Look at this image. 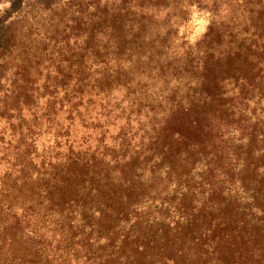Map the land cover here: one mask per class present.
<instances>
[{"label": "rangeland", "instance_id": "374dc122", "mask_svg": "<svg viewBox=\"0 0 264 264\" xmlns=\"http://www.w3.org/2000/svg\"><path fill=\"white\" fill-rule=\"evenodd\" d=\"M263 6L264 0L0 2V21L14 15L22 25L33 26L27 52L19 54L12 47L0 71L27 72L30 103L51 113L41 125L42 130L49 128L41 135L42 146L53 155L57 152L59 161L72 156L70 152L93 158L96 165L91 167L100 175L109 170L113 153L120 157L140 151L144 166L152 167L149 182L137 181L134 190H128L133 204H123L125 221L106 219L98 228L107 240L97 242L93 251L109 253L115 237L123 240L122 246H111L123 258L105 261L104 254L99 259L84 245L87 263L81 259L76 264H202L207 257L201 251L210 259L218 253L225 257L230 248L224 239L204 235L208 253L199 235L207 228L219 232L216 223L234 215L248 220L253 248L264 258V14L258 11ZM39 12L38 19L32 17ZM229 19L238 31L231 41L229 34L218 36ZM219 52L231 57V69L226 59L211 62L203 83L196 66ZM23 56L40 59L38 67L21 70ZM222 77L227 79L222 82ZM218 81L225 94H217ZM187 108L191 114L181 111L175 121L173 114ZM193 111L201 120L185 134L198 145L191 150L175 140L170 127L188 122ZM135 162V168H142ZM124 185L122 180L110 183L118 193L124 192ZM140 185L148 194L134 206ZM233 185L242 186L237 188L240 201L212 191ZM76 241L70 240L73 247ZM15 245L20 248L21 243ZM127 254L131 259H125ZM53 261L47 263L56 264Z\"/></svg>", "mask_w": 264, "mask_h": 264}, {"label": "trees", "instance_id": "16d2710c", "mask_svg": "<svg viewBox=\"0 0 264 264\" xmlns=\"http://www.w3.org/2000/svg\"><path fill=\"white\" fill-rule=\"evenodd\" d=\"M2 1L4 0H0ZM263 9L264 6L258 11L264 14ZM40 15L39 12L37 16L32 15V17L38 19ZM21 22L22 20L14 15H8L0 21V67H2V61L8 63V57L13 53L12 47L15 46L19 54H25L29 49V42L33 39V26H24ZM230 22L229 19L220 31L218 28L220 39L226 33L230 35L229 41L234 40V35L238 31H234V25L231 26ZM246 30L247 28H244V32ZM213 31L214 29L211 30ZM233 43L228 44L232 46ZM221 54L219 52L216 57L209 54L203 64L196 66L198 69L195 71L200 73L203 83H206L203 77L207 78L211 62L218 64L226 59L228 64L226 67L231 69V64L229 65L231 57L228 55L224 57ZM26 57H20V61L22 59L24 62V65L20 67L21 70L28 69L29 66L38 67L40 59ZM24 73L27 72L21 73L22 75H7L0 71V264H48L51 259H54L53 262L56 264H76L81 259L87 263L84 245H89V251L92 249L91 252L97 254L99 259L104 254L105 261L107 258H112L113 262L117 263L123 255L119 253V250L113 251V248L122 246L123 240L112 237L111 245L114 247L110 245L109 253H105L106 249L101 253H95L93 251L95 244L100 240H107L105 236L99 235L98 228L106 219H109L110 223H112L111 218L125 221L124 217L127 216L125 213L128 214V211L123 208V204L126 203L128 206L133 204V201L128 200V190H134L133 187L137 186L136 183L138 184L140 180L149 182L152 178V167L147 170L148 168L144 166L146 161L141 157L140 151H134L129 155L124 153L120 157L113 153L116 157L104 175L92 169L91 164L96 165V162L92 161L93 158L87 160L79 153L70 152L72 156L59 161L57 152L53 155L42 146L44 138H41V135L49 128L42 130L41 125L49 121L48 117L52 115L32 105L35 101L30 103V90L25 89L29 79L28 76H24ZM3 79L5 80L2 81ZM226 79L227 77H222L221 81L224 82ZM5 81H13V84L4 85L2 82ZM19 83L25 84L21 86ZM217 83L220 85L217 87L219 89L217 94H225L226 90L221 83L219 81ZM44 86L47 87V85ZM183 98L187 103L186 96ZM209 98L210 93L205 96L206 100ZM181 111L191 114L188 108L179 110L175 116L173 114L175 121L178 120ZM192 116L193 118L188 122H180L170 127V133L187 149L194 150L198 145L190 143L185 134L192 131L196 123H199L198 119H201L198 111H193ZM166 122L164 121L162 126ZM202 131H206L205 128ZM196 134L200 136L199 132ZM183 139L185 143L182 142ZM158 140L157 136L155 141ZM200 141L204 143L203 138H200ZM103 158H106L105 154ZM126 160L128 163L118 167V164ZM135 160H139L142 168L134 167ZM128 165L129 168L126 169ZM133 177L137 179L130 184ZM102 179L105 180L103 184ZM114 179L125 183V193L122 191L118 193L111 189L110 183ZM117 186L121 187V184ZM141 187L142 185L138 186L139 190L145 188V186ZM238 187L242 186L233 185L228 186L227 189L220 188L212 191L216 195H221L223 192L230 193V199L240 201ZM113 194L115 197H112ZM147 194L142 190L136 193L133 196L134 206L140 204V200L146 198ZM88 195H90L89 198ZM92 198H95L96 202H93ZM216 227L219 230L217 233L216 229L211 232L207 228L206 232L199 235L203 237L205 251L209 253L207 238L204 235H210L216 241L224 239V243L228 244L230 250L227 251V256L223 257L218 253L215 259H210V255L201 251V255L207 257L202 264H264L262 253H258L253 248L254 234L244 216L234 215L228 219L223 218L216 223ZM108 228L112 230L113 226L109 225ZM223 229L227 231H222ZM93 235L97 237L92 238ZM72 238L78 240L75 247L70 242ZM18 242L21 243L20 248L15 245ZM133 253V251L130 252L132 258L136 257ZM130 256L125 255V259H131Z\"/></svg>", "mask_w": 264, "mask_h": 264}]
</instances>
